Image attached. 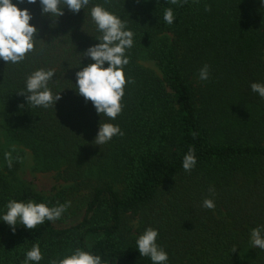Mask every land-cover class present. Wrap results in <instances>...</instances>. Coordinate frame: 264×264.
Listing matches in <instances>:
<instances>
[{
	"label": "trees",
	"instance_id": "1",
	"mask_svg": "<svg viewBox=\"0 0 264 264\" xmlns=\"http://www.w3.org/2000/svg\"><path fill=\"white\" fill-rule=\"evenodd\" d=\"M12 2L31 12L38 40L23 61L0 59V218L10 200L70 206L36 229L18 224L13 233L0 220V264H23L33 244L39 264L77 248L102 264H152L136 248L149 227L158 230L167 264H264L250 237L264 228V99L250 88L264 84V0H90L79 13L65 6L57 18L41 15L39 0ZM95 5L134 33L123 69L133 82L115 120L76 89V72L94 62L81 53L102 35L90 15ZM168 8L171 25L163 19ZM205 64L210 78L201 81ZM38 69L55 70L48 88L61 99L54 108L18 94ZM99 123L124 134L96 145ZM190 147L197 163L189 173L182 160ZM24 150L44 171L61 169L66 186L50 195L26 187ZM205 198L213 210L202 207Z\"/></svg>",
	"mask_w": 264,
	"mask_h": 264
},
{
	"label": "clouds",
	"instance_id": "2",
	"mask_svg": "<svg viewBox=\"0 0 264 264\" xmlns=\"http://www.w3.org/2000/svg\"><path fill=\"white\" fill-rule=\"evenodd\" d=\"M17 3L31 5L36 4L37 0H17ZM89 3L90 0H39L41 15H48L50 18L64 15L63 8L65 6L72 13H79ZM171 3L175 5L178 0H171ZM204 10L211 11V6L205 5ZM90 15L102 35L97 39L99 43L90 46L81 53V57L90 58L94 62L76 72V89L86 102H92L98 115L103 114L111 120H115L122 112L121 100L124 96L125 86L133 82L126 80L123 69L129 64L126 50L133 47L134 33L126 30L125 21L107 11L102 5L93 6ZM32 19L33 16L27 8H19L12 0H0V59L6 64H17L35 50L38 29L30 24ZM163 19L169 25L174 22L172 8H168L164 12ZM105 63H107V67H104ZM54 73L53 69L34 71L26 79V89L18 94L25 96L27 103L34 107L54 108L55 103L61 99L60 92L54 95L48 88V83ZM198 78L201 81H207L210 78L209 65L205 64L199 70ZM250 88L252 92L264 99V84L253 82L250 84ZM123 134L118 125L99 123V130L94 139L95 144H105L114 136H123ZM12 151H15L14 146ZM4 156L7 166L11 168L13 164L11 152H5ZM196 163L195 150L190 147L183 157L182 167L190 173ZM209 191H214V189L210 188ZM69 206L70 202L50 208L45 203L10 200L6 205V214L0 220L9 225L13 233H15L18 224L29 230L36 229L46 220L60 219ZM202 207L213 210L215 203L212 199L205 198ZM262 232H264V228L257 226L251 230L250 237L253 246L264 250ZM158 235L156 229L151 227L145 229L136 240V248L140 256L150 258L152 264H167L168 254L156 243ZM42 259L43 255L39 245L33 244L31 250L27 251L23 264H29V262L39 264ZM50 264H102V260L99 255H93L77 248L71 255L59 260L53 259Z\"/></svg>",
	"mask_w": 264,
	"mask_h": 264
},
{
	"label": "rangeland",
	"instance_id": "3",
	"mask_svg": "<svg viewBox=\"0 0 264 264\" xmlns=\"http://www.w3.org/2000/svg\"><path fill=\"white\" fill-rule=\"evenodd\" d=\"M153 67V64L147 65ZM21 182L28 188L44 195H50L66 186L61 175V169L44 171L43 166L36 165L34 156L28 150L23 152V166L20 170ZM130 222L133 230H137V219L130 216Z\"/></svg>",
	"mask_w": 264,
	"mask_h": 264
}]
</instances>
